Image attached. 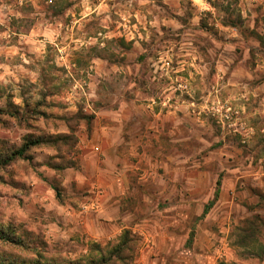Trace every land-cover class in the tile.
Instances as JSON below:
<instances>
[{"label":"clouds","instance_id":"obj_1","mask_svg":"<svg viewBox=\"0 0 264 264\" xmlns=\"http://www.w3.org/2000/svg\"><path fill=\"white\" fill-rule=\"evenodd\" d=\"M0 264H264V0H0Z\"/></svg>","mask_w":264,"mask_h":264}]
</instances>
